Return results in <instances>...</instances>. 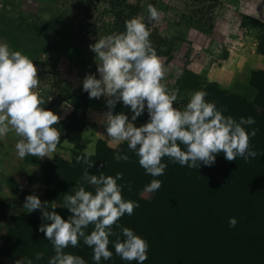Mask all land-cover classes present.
Here are the masks:
<instances>
[{
    "label": "clouds",
    "instance_id": "9594fccd",
    "mask_svg": "<svg viewBox=\"0 0 264 264\" xmlns=\"http://www.w3.org/2000/svg\"><path fill=\"white\" fill-rule=\"evenodd\" d=\"M147 20L156 22L164 15L162 10L147 4ZM151 29L142 15L132 16L124 21V31L106 34L90 45L95 55L96 74H87L83 91L89 98L106 97L107 111L103 116L107 141L111 144L126 141L129 150L138 158L146 174L152 177L164 175L168 164L162 162L167 156L169 162L189 168L201 164L212 167L217 155L223 153L228 161L237 157L248 161L257 153L249 144L250 136L258 129L247 130L245 126L256 123L252 116H225L215 102L206 100L204 90L190 93L187 103L174 107L179 89H168L162 82L164 68L150 40ZM40 80L33 59L20 50H14L7 43H0V138L10 132L15 134L14 148L20 158L28 156L45 157L56 151L61 134L56 125L59 117L46 110L38 89ZM130 106L131 119L121 111L114 113L117 103ZM145 110L149 119L137 127L133 123ZM183 146V148L181 147ZM116 161H128L130 157L119 151L114 154ZM84 157L78 156L77 163ZM93 166V165H92ZM85 169L84 179L95 186L94 191L86 190L83 184H76L64 194L63 207L71 215L65 220L55 209L57 205L41 201L30 194L23 205L28 212L39 209L44 223L39 231L44 233L53 245L54 255L48 264H87L83 257L64 249L76 247L80 239L92 249V260L100 264L101 259L109 260L113 251L125 261L144 264L148 259L149 243L128 227L117 221L125 214L131 216L138 202L122 196L123 173L115 176L90 174ZM162 185L159 179H152L143 191L153 193ZM129 190H131L129 186ZM50 222V223H49ZM237 219L229 218V227H235ZM92 225L90 233L86 229ZM113 225L119 229L114 231ZM110 237H115L110 240ZM44 253L35 257L21 256L14 264H35Z\"/></svg>",
    "mask_w": 264,
    "mask_h": 264
},
{
    "label": "trees",
    "instance_id": "16d2710c",
    "mask_svg": "<svg viewBox=\"0 0 264 264\" xmlns=\"http://www.w3.org/2000/svg\"><path fill=\"white\" fill-rule=\"evenodd\" d=\"M92 1L88 0L86 6H91ZM127 2L112 1L118 32L124 31V21L130 18L126 11L133 6ZM245 18L253 28L263 26L254 17ZM166 45L167 39L156 40V52L165 54L162 46ZM260 52L264 54V40ZM183 78L185 87L191 93L206 91L208 95L205 99L225 110V116L231 115L237 120L248 116L255 119L254 125L245 127L249 131L251 128L258 129L257 134L249 139L256 157H250L248 161L240 157L228 161L220 153L212 167L201 164L199 168H189L171 163L165 156L162 162L168 166L164 175L152 177L145 173L126 141L114 148L100 139L94 155L71 150L69 160L57 156L53 161L41 162L40 176H30L28 180L46 186L44 196L38 197L42 202H49V210L52 209L50 203L57 205L55 211L66 220L71 213L59 207L63 204L64 194L76 184H83L88 191L95 190V186L83 178L85 169L93 165L89 173L95 175L104 172L105 175L115 176L117 172H122L123 180L118 181L124 185L122 196L138 202L139 207L134 208L131 216H122L117 223L133 229L148 241V259L144 264H264V106L257 107L245 97L190 70L184 71ZM250 83L264 95V70L253 71ZM68 93L74 110L54 125L61 134L56 149L63 148V142L71 132L87 129L88 93ZM182 105L174 103V107ZM148 119L146 112L141 122L145 123ZM118 151L127 154L130 159L116 161L114 154ZM78 156L84 157L87 163L83 160L77 163ZM152 179L161 180L162 185L145 197L143 189ZM30 194L33 193L21 189L19 198L25 202ZM9 208L10 199H0V220L7 219ZM230 217L237 219L235 227H229ZM15 223L22 228H9L1 243V256L14 262L21 256L34 258L37 252H42L43 258L35 264H48L55 253L53 245L39 231V226L44 223L41 211L21 213L15 218ZM92 227L89 225L86 233H90ZM112 227L119 233L115 225ZM114 239L110 237V240ZM109 249L113 251V256L109 260L101 259L100 264H136V261H125L116 255L111 243ZM64 251L83 257L87 264H95L92 249L83 243L82 238L78 246L69 245ZM0 264L14 263L0 259Z\"/></svg>",
    "mask_w": 264,
    "mask_h": 264
},
{
    "label": "rangeland",
    "instance_id": "374dc122",
    "mask_svg": "<svg viewBox=\"0 0 264 264\" xmlns=\"http://www.w3.org/2000/svg\"><path fill=\"white\" fill-rule=\"evenodd\" d=\"M87 1L0 0V43H7L33 59L40 80L37 90L46 110L52 111L62 101L71 102L69 91L87 93L82 87L84 77L91 73L99 78L96 54L90 45L101 36L118 32L113 17L114 0H93L91 6H86ZM127 1L133 6L126 11L130 17H145L154 48L159 38L168 40V45L162 46L165 54H157L164 68L162 82L170 90L179 89L175 104L182 105L190 98L191 92L183 78L184 71L190 70L245 97L257 107L264 106V95L250 83L253 71L264 70V54L260 52L264 40V0ZM149 3L163 11L159 21L147 20ZM246 16L258 19L263 26L253 28ZM106 99L104 96L100 99L105 106ZM121 111L131 119L130 106L117 103L114 113ZM144 116L133 122L135 126L144 124L141 122ZM121 143L110 146L116 148ZM14 144L11 132L0 138V169L7 164L11 168L14 161L22 162L24 176L41 169V162L38 164L35 157L20 158ZM70 151L66 147L56 149L54 158L62 156L69 160ZM18 182L25 179L21 177ZM18 182L12 184L11 178L0 177V199L9 198L13 206L7 219L0 220V252L9 228H22L15 223V218L29 213L19 198L22 187ZM0 259L14 263L1 254Z\"/></svg>",
    "mask_w": 264,
    "mask_h": 264
},
{
    "label": "crops",
    "instance_id": "0c3cea01",
    "mask_svg": "<svg viewBox=\"0 0 264 264\" xmlns=\"http://www.w3.org/2000/svg\"><path fill=\"white\" fill-rule=\"evenodd\" d=\"M75 87H73L74 90ZM100 99L101 97L99 99L94 98L89 101L88 114H87V119H88L87 124L89 122L88 128L81 132H71L64 140L63 147L78 152H82L85 154L94 155L97 151V143L100 139L108 143L106 139L107 138L106 129L104 124L102 123L104 113L106 112V106L105 103H103ZM73 110H74L73 105L71 104V102L68 101H62L56 104L52 109L53 113L58 115L59 117L58 121L66 119L68 116L72 114ZM146 112L147 111L145 110L143 115L146 114ZM11 135L12 137L15 138V140L18 139L17 137H15L14 133L11 132ZM35 159L38 161V164L44 161H53L54 152L48 153L47 156L45 157H35ZM7 166L8 164L6 166H2V168L0 169L1 178H5V179L11 178L12 181L14 182L12 184H17L19 178L21 179V177H23L25 179V182L22 183L18 182V184L22 187V189H27L39 197L44 196L46 191V186L39 182H30L28 180V177L30 176H40L41 169L38 168L35 172H33V174L28 173L26 174V176H24L21 175L23 171L22 162L14 161V164L11 166V168ZM12 207L13 206H10V211L13 209Z\"/></svg>",
    "mask_w": 264,
    "mask_h": 264
}]
</instances>
